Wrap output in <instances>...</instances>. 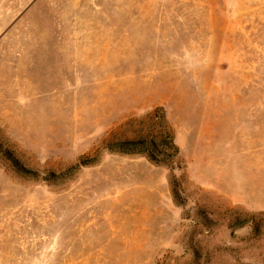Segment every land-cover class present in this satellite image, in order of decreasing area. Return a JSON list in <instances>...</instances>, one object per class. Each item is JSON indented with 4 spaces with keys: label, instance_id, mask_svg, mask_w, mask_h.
I'll use <instances>...</instances> for the list:
<instances>
[{
    "label": "rangeland",
    "instance_id": "rangeland-1",
    "mask_svg": "<svg viewBox=\"0 0 264 264\" xmlns=\"http://www.w3.org/2000/svg\"><path fill=\"white\" fill-rule=\"evenodd\" d=\"M0 264H264V0H0Z\"/></svg>",
    "mask_w": 264,
    "mask_h": 264
},
{
    "label": "trees",
    "instance_id": "trees-1",
    "mask_svg": "<svg viewBox=\"0 0 264 264\" xmlns=\"http://www.w3.org/2000/svg\"><path fill=\"white\" fill-rule=\"evenodd\" d=\"M161 147L162 149H160ZM108 149L126 154H142L149 161L155 162H157V154H161L164 157H173L177 152L172 132L166 126H163L154 135L138 137L132 141H119L109 145Z\"/></svg>",
    "mask_w": 264,
    "mask_h": 264
}]
</instances>
